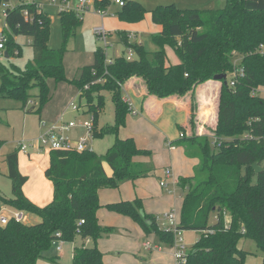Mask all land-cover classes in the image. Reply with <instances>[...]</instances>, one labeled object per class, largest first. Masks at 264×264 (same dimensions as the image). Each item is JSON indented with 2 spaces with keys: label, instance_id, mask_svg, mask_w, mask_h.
Returning <instances> with one entry per match:
<instances>
[{
  "label": "trees",
  "instance_id": "1",
  "mask_svg": "<svg viewBox=\"0 0 264 264\" xmlns=\"http://www.w3.org/2000/svg\"><path fill=\"white\" fill-rule=\"evenodd\" d=\"M109 4V0L94 2L95 8L103 10ZM36 6L35 1L22 3L7 13L9 39L7 58L0 60V94L22 102L23 110L29 99L37 98L36 113L40 115L51 99L47 80L58 83L66 78L63 50L47 47L50 19ZM24 9L31 22L23 18ZM147 12L161 27L151 37L157 51L149 53L141 44L130 43L125 32H117L118 41L132 49L136 58L119 56L105 65V52L97 48L93 62L71 82L79 99L85 98V105L90 106L87 112L93 113L92 137L112 135V147L102 156L90 150L49 151L44 175L52 183L53 199L42 207L23 194L28 178L18 170L19 150L2 157L12 198L0 193V216L3 205L35 215L40 222L26 225L11 217L5 225L0 223V264H37L56 240L73 243L76 239L81 243L73 248L71 264H104L97 242L114 229L99 224L97 212L101 208L130 218L145 234L153 233L163 245L173 246V233L157 228L153 216L144 213L141 199L106 205L99 201L100 190L147 177L162 179L151 163L135 161L150 157L151 151L137 147L132 137H119L131 113L122 85L131 78L142 80L149 95L165 99L190 95L196 86L217 75L226 76L219 81L217 121L211 135L191 134L196 120L192 102L187 124L178 125L182 137L174 144L184 149L187 158L198 160L192 176L177 181L185 191L177 229L201 233L186 253L184 264H244L247 254L239 248L242 239L253 240L264 252V99L256 93L264 86V0H225L224 8L217 10L159 5L151 11L137 1L125 0L115 15L122 22L137 23ZM59 17L65 44L81 19L71 10L60 11ZM19 35L34 38L33 61L23 69L4 64L21 55L16 42ZM165 47L173 50L179 63L166 66ZM237 69H243V75L234 78ZM231 80L234 85H230ZM33 89H37L36 94ZM100 90L111 93L115 113L112 125L98 128L105 103L100 95L94 102L92 94ZM34 109L31 105L27 112ZM254 164L262 169L259 173H255ZM86 240L91 245L87 246Z\"/></svg>",
  "mask_w": 264,
  "mask_h": 264
},
{
  "label": "rangeland",
  "instance_id": "2",
  "mask_svg": "<svg viewBox=\"0 0 264 264\" xmlns=\"http://www.w3.org/2000/svg\"><path fill=\"white\" fill-rule=\"evenodd\" d=\"M35 2L41 4V9L44 14L50 19V29L49 38L47 41V47L50 50H63L62 62L64 67L65 82H54L52 79H48V85L51 87V99L49 102L41 109L40 115L36 113L39 108L38 99L33 97L28 100L27 108L22 109L23 103L12 98H7L1 96L0 94V193L5 198H12L11 193V182L6 177L7 168L4 163H2V157L5 154L17 150L20 143L28 145L27 152L33 153L38 151L43 156H46L47 150L36 149V142L41 138L50 125L58 120H63L64 122L74 121L78 122H91L93 113H86L90 106L87 107L85 104L86 99L78 97V90L75 88L71 82L80 76L81 69L85 66L90 65L93 62V52L97 48H102L105 52L106 59L113 60L116 57L123 56L127 57L128 48L124 47L117 39V36L112 32L109 35L106 27L103 25L102 21L105 17H113L120 10V7L116 4L110 3L106 8V15L104 18L99 17L95 11V6L93 0L86 4V8L83 12L79 13L81 22L80 24L70 33L65 44L62 42V31H61V21L59 17V8L49 5L46 0H34ZM138 1L142 7L151 11L159 5H174L179 9H211L217 10L222 9L225 6V0H135ZM191 1L190 3H188ZM13 4L17 3V0H12ZM183 4L189 5V7H182ZM77 0H68L67 3L63 4L65 10L76 11L78 7ZM95 28H103L106 32V40L104 41L101 37L94 33ZM108 34V35H107ZM151 35H145L135 38L130 35V40L133 44L136 42L140 43L144 49L152 53L158 50V47L152 42ZM117 41V42H116ZM16 42L21 49V55L19 57H11L9 62H4L7 66L14 65L20 69H23L25 65L33 61V47L34 42L33 37L19 35L16 37ZM108 46V47H105ZM166 62L176 64L179 62L178 57L175 55L173 50L169 47L165 48ZM132 60L136 56L132 53ZM238 62V61H236ZM123 88V87H122ZM192 94L186 95L190 97L193 107H195V128L191 131V134L201 135H211L213 132L215 123L217 121V100L216 98L211 102L207 100L204 105L203 118L199 116L200 106L198 93L195 90ZM200 94L203 95L204 90H200ZM32 93L36 94L37 89H33ZM125 95V91L122 92ZM256 93L264 99V86L259 87ZM102 96L104 99V109L99 115L97 120V127H104L106 125H112L114 122V104L111 100V93L109 91L100 90L95 91L92 94L94 102L97 96ZM213 96V95H211ZM30 102H32L30 104ZM210 103V104H209ZM71 104L78 107L77 111H72ZM203 104V103H202ZM33 105L35 107L34 111L27 112ZM86 106V107H85ZM168 111V110H166ZM199 113V114H198ZM212 115L214 116V121H212ZM175 115L164 114L163 121L166 122V131L173 132L174 128H171L170 122L173 124V118ZM139 117V115L137 116ZM214 122V123H213ZM213 123V124H212ZM161 125V124H160ZM201 130V131H200ZM69 138L71 143H77L80 138H84L86 141V149L93 151L98 156H102L105 152L112 147L114 143V136L106 135L103 138H93L89 133L88 129L82 127H76L70 129L65 133ZM33 145V146H31ZM19 149V148H18ZM152 151V149H151ZM21 154H23L20 151ZM154 152H151L153 155ZM154 165V164H153ZM155 166V165H154ZM156 167V166H155ZM109 171V170H108ZM163 171L161 169L157 170V176L161 177ZM163 175L161 180L164 179ZM158 180V179H157ZM160 180H158L159 184ZM165 184L168 186L164 191L165 196L171 197V202L168 210L162 211L163 206L154 208L153 206L157 202H152L150 209L151 212H146L144 205L143 210L145 214L153 216L155 219L158 229H165L168 226V222L165 219V215L173 211L176 215L177 221H179V215L181 210V205L185 195L179 186L175 185L172 181L165 180ZM160 186V184H159ZM161 187V186H160ZM164 189L163 187H161ZM180 202V203H179ZM155 203V204H154ZM2 205V204H1ZM157 209V210H156ZM2 215L6 217H11L15 211L3 207L2 205ZM167 212V213H166ZM24 224L34 225L40 222L37 216H30L24 213ZM36 221H33V220ZM152 235L151 246L153 248L150 250H145L140 255H137L138 261L140 263L149 262L150 256L154 252H158L156 247H161V253L165 256L162 264H181V261L176 260L174 253L176 246L182 244L185 247V252H189L195 243L199 240L201 233L197 231H184L182 233V242L176 243L174 246L163 245L155 234ZM72 245L71 243H64L62 250L59 252L56 249V244L53 243L52 247L46 251V254L53 259L52 263L49 264H71L72 263ZM239 248L243 250L246 255L245 264H263L264 252L261 251L256 243L251 239H242L239 242ZM152 250V251H151ZM149 251L151 253H149ZM60 256V258H58ZM162 257V256H161ZM51 260V259H50Z\"/></svg>",
  "mask_w": 264,
  "mask_h": 264
},
{
  "label": "crops",
  "instance_id": "3",
  "mask_svg": "<svg viewBox=\"0 0 264 264\" xmlns=\"http://www.w3.org/2000/svg\"><path fill=\"white\" fill-rule=\"evenodd\" d=\"M190 2L191 1L188 3ZM182 7H189V5L183 4ZM105 15L106 12L103 16L99 17L104 18ZM102 23L109 33L112 32L115 35V33L123 31L127 36L132 35L134 38L135 36L137 38L145 35L153 36L161 31V27L152 22L149 12L145 14L142 21L137 23L122 22L116 15L113 17H105ZM130 43H132L131 40ZM136 43L140 44L138 42ZM175 62H173V64L166 62V66L174 65L176 64ZM220 86L221 83L214 80L196 86L195 90L198 93L197 98L202 97L199 98L200 114L198 113L202 118L204 117L202 115L203 110L206 109L204 105L207 103V100L211 102L215 98L217 100ZM122 87V92L125 91V95L122 93L123 99L131 103L132 112L127 115L125 126L119 131V137H132L137 147L149 151L152 149L151 152H154L150 157L135 158V161L154 164L156 167L153 166L156 169H161L163 171L161 177H163L164 171L169 169L171 174L169 177H164V179L172 181L175 185H177V181L180 177L192 176L193 169L197 165L198 160L187 158L184 154V149L174 144L180 138L178 125L187 124L191 107L190 97L184 96L159 99L149 95L143 81L137 78L127 80ZM202 89L205 92L203 95L200 94V90ZM164 114L168 116L175 115L173 117L175 118L173 119V124L170 122L171 128H174L173 132L166 131V122L163 121ZM138 115L139 117H137ZM212 118V121H214L213 115ZM98 128L101 127L98 126ZM46 154V156H43L38 151L21 154L20 151H18V170L22 175L28 178L22 188L23 194L32 203L41 207L49 204L53 199L52 183L44 175L49 165V153L47 152ZM164 191L166 190L159 186L157 178L147 177L123 183L116 189L100 190L98 196L102 205L115 203L121 200L132 201L138 198L141 199L146 212L152 211L149 207L152 202H157L156 204L154 203L153 209L163 206L162 211H165L169 208L171 197L165 196ZM181 202L183 201L181 200ZM24 213L26 212H23V214ZM29 215L34 216L32 214ZM97 218L101 226L114 229L113 233L104 236L97 242V247L102 253L104 264H162L165 256L161 253V247H156L158 252H154V254L150 256L149 262L140 263L138 261V259L141 258H138L137 255H140L146 250H153L151 246L152 235L145 234L130 218L109 212L105 208L98 210ZM33 221L36 220L34 219ZM80 243L81 241L79 239L71 243L72 253L74 246ZM85 244L87 246L91 245L90 241L85 242ZM146 244L149 245V249L147 247V249L145 248ZM149 253L151 252L149 251ZM59 258L60 256L55 259L58 261ZM50 259L52 258L45 252L37 261V264L52 263Z\"/></svg>",
  "mask_w": 264,
  "mask_h": 264
},
{
  "label": "built area",
  "instance_id": "4",
  "mask_svg": "<svg viewBox=\"0 0 264 264\" xmlns=\"http://www.w3.org/2000/svg\"><path fill=\"white\" fill-rule=\"evenodd\" d=\"M67 1L68 0H46V2L49 5H52V6L59 8L61 11H67L63 8V4L67 3ZM95 1H97V0H93V4ZM33 2H34V0H17V3L13 4L12 0H0V60H3L5 58L6 44H7L8 39H9V36H8L9 35V28H8L7 22H6V16H7L8 11L15 9L18 5H20L22 3L31 4ZM109 2L116 4L119 7H122L124 5L125 0H109ZM77 3L79 6L77 7L76 12L81 13L86 8V4L90 3V0H77ZM36 9H37V11L42 10L41 4L37 3ZM95 11L100 16H103L105 14V10L100 9V8H95ZM21 13H22L25 21L31 22V16L29 15V12L27 10L24 9L21 11ZM94 33L97 36L101 37L104 41L106 40V32L104 31L103 28H95ZM127 37H128L129 42H130V36H127ZM105 47H108V46H105ZM262 49L264 50L263 47H262ZM128 50L129 51H128L127 57L125 59L132 60L131 56H132V53L134 54V51L132 49H129V48H128ZM112 62H113V60L106 59L105 65H110ZM242 75H243V69H237L234 72L233 77L236 78L237 76L239 77ZM230 85H234V80L230 81ZM87 88H88V86L86 85L85 89H87ZM131 108H132V105H131V103H129V109L132 112ZM71 109H72V111H77L78 107L71 104ZM86 113H88V112H86ZM91 122L92 123L87 122V121L78 122V123H76L74 121L64 122L63 120L60 119L48 127V129L41 136V138L39 140H37L35 148L37 150L38 149H45L48 152L49 151H56V150L57 151L83 152V151L87 150L85 139L80 138L77 143H71L69 141V138L67 137V135L65 133H67L70 129H73L76 127H82V128L88 129L89 133L91 134V130L93 127V117H92ZM180 137H182L181 134H180ZM18 146H19L18 147L19 151L24 152V153L27 152L28 145L20 143ZM31 146H33V145H31ZM170 174H171V171L169 169H166L164 171L165 177H169ZM159 184L164 189L167 188V185L165 184V180L160 179ZM11 217L16 222H23V220H24L23 212L15 211ZM11 217H6V216L1 215L0 216V223L5 225ZM165 219L168 222V226L165 229L167 231H171L174 235L173 245L175 246L177 242L181 243L182 242V232L177 229L178 221L176 219L175 213L173 211H171L170 213H167L165 215ZM80 223H83V221H81ZM56 237H60V235L56 234ZM86 242H89V240H86ZM54 243L56 244L57 251H60L62 248L63 242L61 240H56ZM145 247H147L149 249L148 244H146ZM184 252H185V247L182 244H179L178 246H176L174 257L176 260L181 261V264H184L186 261V253L187 252L186 253H184Z\"/></svg>",
  "mask_w": 264,
  "mask_h": 264
},
{
  "label": "water",
  "instance_id": "5",
  "mask_svg": "<svg viewBox=\"0 0 264 264\" xmlns=\"http://www.w3.org/2000/svg\"><path fill=\"white\" fill-rule=\"evenodd\" d=\"M5 57L7 58V55H5ZM224 79H226L225 75H217L213 78L214 81H222ZM225 83H226V81H225ZM253 168L255 170V173H259L262 170L257 164H254Z\"/></svg>",
  "mask_w": 264,
  "mask_h": 264
}]
</instances>
